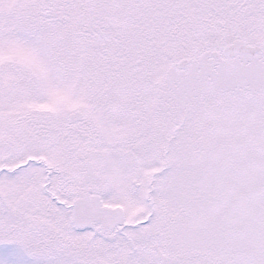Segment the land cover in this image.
<instances>
[{
  "label": "snow or ice",
  "instance_id": "obj_1",
  "mask_svg": "<svg viewBox=\"0 0 264 264\" xmlns=\"http://www.w3.org/2000/svg\"><path fill=\"white\" fill-rule=\"evenodd\" d=\"M0 264H264V0H0Z\"/></svg>",
  "mask_w": 264,
  "mask_h": 264
}]
</instances>
